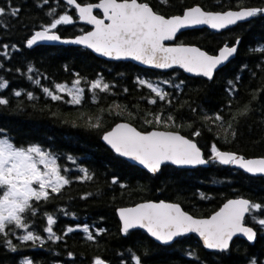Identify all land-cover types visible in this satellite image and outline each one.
I'll return each mask as SVG.
<instances>
[{"label":"trees","instance_id":"obj_1","mask_svg":"<svg viewBox=\"0 0 264 264\" xmlns=\"http://www.w3.org/2000/svg\"><path fill=\"white\" fill-rule=\"evenodd\" d=\"M97 1L77 0L81 4ZM138 1L148 3L164 16L182 14L186 8L195 5L208 11L238 9L240 2L168 0L164 5L159 0ZM242 6L261 8L264 0H242ZM53 7L57 18L67 12L74 20L73 24L60 25L55 30L62 37H72L90 29L79 22L74 8L61 0H49L48 4H43L42 0H0V8L6 12L10 8L20 9L16 17H2L6 26L0 27V50L3 45H8L10 51L13 45L17 49L12 51L10 58L0 57V78L8 82V86L0 90V97L10 101L7 106H0V129L4 130L0 135L8 136L17 147L36 144L56 154L61 169H69L62 174L73 182L61 193L52 194L48 202H33L36 216L26 214L30 230L42 237L43 245L33 247L32 242H27L16 252L0 245V264H20L25 257L33 264H94L97 258L104 264H135L131 259L133 253L141 258L142 264H249L253 258L258 264H264V230L251 217L247 216L245 223L256 229V242L249 244L236 238L227 253H220L205 251L193 235L179 237L170 245L156 243L142 230H131L123 235L116 213L117 208L150 200L178 203L198 217L209 216L224 202L237 197L264 205V176H251L231 165L209 159L213 144L218 150L245 158L264 157V53L251 51L264 46V15L221 32L199 28L178 35L176 43L196 45L210 54L223 45L236 44L239 39L236 57L209 81L188 76L177 68L162 72L128 61H106L82 47H27L30 36L51 22L53 17L47 13ZM29 66L35 71L28 73ZM77 74L82 80L80 86L85 89L80 105L67 103V96L53 101L42 92V87L51 89L56 83L70 86ZM29 75L40 79V85L30 81ZM101 78L110 85L109 90L89 91L90 83ZM138 78L159 85L168 95L160 100L147 87L140 86ZM229 81L235 88L231 94ZM16 90L22 91L20 97L13 95ZM28 92H32L35 99L28 100ZM149 99L156 103H148ZM115 105L121 107L118 109ZM245 106L250 110L246 115H240ZM81 114L83 119H80ZM156 114L165 120L169 115L173 116L181 127L165 128L145 123ZM216 114L223 120L215 121ZM97 116L101 117L102 127L88 128V118ZM206 116L210 119L206 120ZM120 121L129 122L144 132L151 129L180 132L197 143L209 165L193 169L164 165L157 174H150L116 155L102 142V134ZM197 130L201 134L193 137L192 133ZM68 156L76 163H71ZM78 167L88 169L94 178L85 182L76 180L82 175ZM113 177L119 183L112 184ZM89 193L92 195H87ZM84 196L87 198L82 199ZM46 213L56 219L53 230L63 239L56 242L47 239L44 232ZM254 215L264 218V210ZM85 224L89 226L93 240H87L86 234L79 230L63 235L67 227ZM99 229L104 231L96 235ZM16 231L17 235L22 234L20 230ZM8 238L13 244L20 243L15 236ZM190 252L195 256L190 257ZM69 253H72L71 257Z\"/></svg>","mask_w":264,"mask_h":264},{"label":"snow or ice","instance_id":"obj_2","mask_svg":"<svg viewBox=\"0 0 264 264\" xmlns=\"http://www.w3.org/2000/svg\"><path fill=\"white\" fill-rule=\"evenodd\" d=\"M64 2L68 7L75 8L79 21L93 27L91 31L84 32L74 39L63 40V43L82 45L95 53L114 60L131 59L157 69L179 67L185 72L194 73L197 76L207 78L209 81L213 79L215 70L229 61L237 52L238 49L235 45H225L219 49L217 55H209L195 46L184 44L167 46L165 41L174 40L177 33L182 29L207 26L210 29L220 31L237 24L239 21L264 15V7L245 8L242 6V0L237 4L239 10L235 11L212 12L194 6L185 9L182 15L168 18L155 12L148 3L138 2V0H98L97 3L84 5L78 3L77 0H64ZM159 2L164 5L168 4V0H159ZM42 3L48 4L49 0H42ZM94 9L102 11V18L93 14ZM19 11V8H10L6 12L4 8H0V27L6 26L2 17L5 15L16 17ZM47 15L53 17L51 22L48 25H42L41 30L36 31L27 40V47L31 48L42 41H61L62 38L55 30L60 25L74 23L73 17L67 12L60 14L57 18L55 7L51 8ZM239 42L237 39L236 44L238 45ZM16 50L14 45L11 46V51L8 45H3L2 50H0V57L10 58L12 51ZM251 51L264 53V46ZM34 71L32 66L27 68L28 73ZM27 78L35 85H40V79H34L31 75ZM81 83L82 80L77 74V78L71 82L70 86L66 83H56L51 89L42 87V92L53 101L63 100L64 96H67L69 97L67 103L80 105L85 91L80 86ZM137 83L147 87L160 100H164L168 95L157 84L139 78ZM164 83L169 82L165 81ZM228 84V91L231 94L235 88L232 81H229ZM7 86L8 82L0 78V90ZM173 86L180 87V85ZM109 87L110 85L104 83L101 78L92 81L88 90L93 93L97 90L107 92ZM13 95L20 97L22 91L16 90ZM27 99H35L34 94L28 92ZM93 102L95 103V97ZM9 103L8 98L0 97V106H7ZM148 103L155 104L156 100L149 99ZM17 107H19V103ZM120 107V105H115V108L119 109ZM249 110L245 106L240 115H246ZM83 118L84 115L81 114L80 119ZM205 119H210V117L206 116ZM214 120L220 122L223 117L216 114ZM145 123H155L157 126L163 125L165 128L169 126L181 127L175 123L174 117L171 115L165 120L160 114H156L153 119L146 120ZM73 124L75 126V122ZM86 126L90 129L102 127L101 117H89ZM188 127L191 125L189 124ZM231 127L232 125L229 124V128ZM3 132L4 130L0 129V133ZM200 134L198 130L192 133L193 137ZM232 135L235 138L236 133L233 132ZM102 140L116 154L136 161L153 174L157 173L161 165L165 163L178 166H195L209 162L203 157L194 140L180 135L179 132L151 131L142 133L129 124L121 123L117 124L111 131L105 132ZM67 159L73 164L76 163L72 156H68ZM209 159L222 165H235L252 175L264 176V157L246 159L235 153L220 151L213 144ZM77 170L82 174L76 177V180L80 182L91 181L94 178V175L86 168L78 167ZM62 171L67 172L69 169H61L56 154L36 144L17 147L8 136L0 135V245L11 252H16L27 242H32L33 247L37 244L43 245L42 237L30 230L31 225L26 219V214L36 216L37 209L33 202H48L52 194L61 193L66 186L73 182L62 174ZM111 183L117 184L119 181L113 177ZM120 186L125 187L123 184ZM201 198L206 197L202 196ZM261 210H264V205L251 202L248 199L237 198L228 200L219 211L207 219L194 218L184 212L178 204L163 201L159 203L146 202L137 204L135 207L120 208L118 215L123 234H127L130 229L141 228L146 230L156 241L167 245L177 237L196 233L202 239L205 249L227 253L234 237L241 236L249 242L255 241L257 231L252 227L245 226L246 216L251 217V220L258 224L261 230H264V218H258L257 215H254ZM45 216L47 224L44 227V232L47 233V239L52 242L63 239V236H58L53 230V225L56 223L54 216L47 213ZM16 230H20L22 234L17 235ZM78 230L86 234L87 240L94 239L87 224L82 227L69 226L63 235L66 236ZM103 231L104 229L97 230L96 235ZM9 235L15 236L20 243L13 244V241L8 238ZM188 255L190 257L195 256L191 252ZM71 256L72 253H69V257ZM131 259L135 264H142L141 258L134 253ZM20 264H33V261L25 257L21 259ZM94 264H104V261L97 258ZM249 264H258V261L253 258Z\"/></svg>","mask_w":264,"mask_h":264},{"label":"water","instance_id":"obj_3","mask_svg":"<svg viewBox=\"0 0 264 264\" xmlns=\"http://www.w3.org/2000/svg\"><path fill=\"white\" fill-rule=\"evenodd\" d=\"M61 1H63L64 2V0H61ZM98 2V1H97ZM97 2H94V3H97ZM138 2H140V1H138ZM65 3V2H64ZM145 3V2H144ZM81 4V3H80ZM81 5H84V4H81ZM150 6V5H149ZM195 6H198V5H195ZM151 7V6H150ZM192 7H194V6H192ZM199 7H201V6H199ZM74 8V7H73ZM152 8V7H151ZM189 8H191V7H189ZM202 8V7H201ZM153 9V8H152ZM186 9H188V8H186ZM74 10H75V8H74ZM154 10V9H153ZM202 10H204V11H208V10H205V9H203L202 8ZM228 10H233V11H235V10H239V9H228ZM228 10H225V11H228ZM184 12V11H183ZM212 12H223V11H212ZM75 13H76V11H75ZM99 13V14H98ZM93 14L94 15H97L99 18H102V16H103V13H102V11L101 10H99V9H94L93 10ZM183 14V13H182ZM182 14H179V15H182ZM76 15H77V17H78V14L76 13ZM173 16H175V15H173ZM166 18H168V17H171V16H165ZM252 18H249L248 20H246V21H239V22H237V24L238 23H243V22H247V21H249V20H251ZM80 23H82V24H85V25H87V26H89L90 27V29L88 30V31H91L92 30V27L93 26H91V25H88V24H86L85 22H82V21H79ZM236 25V24H235ZM235 25H231V26H229L228 28H225V29H222V30H220V31H216V30H213V29H210V28H208L207 26H197V27H193V28H186V29H182V30H180L178 33H177V35H176V37L174 38V40H172V41H165V44L167 45V46H175V45H179L180 43H176L175 41H176V39H177V37H178V35L179 34H181V33H183V32H185V31H188V30H192V29H199V28H207V29H209L210 31H213V32H221V31H224V30H226V29H229V28H231V27H233V26H235ZM39 30H41V29H39ZM39 30H36V31H39ZM35 31V32H36ZM34 32V33H35ZM87 32V31H86ZM33 33V34H34ZM61 38H62V40L61 41H42V42H38L36 45H34V46H32V47H36V46H39V45H52V46H73V47H82V48H85V49H88V48H86V47H84V46H82V45H76V44H71V43H63L62 41L63 40H71V39H74L76 36H79V35H82L83 33H81V34H78V35H75V36H72V37H62L58 32H56ZM32 34V35H33ZM31 35V36H32ZM31 36H30V38H31ZM29 38V39H30ZM184 45H187V46H195V47H198V46H196V45H190V44H184ZM236 47H237V49H238V46H239V44L237 45V44H234ZM225 45H223L222 47H224ZM228 46H233V45H228ZM222 47H220V48H222ZM198 48H200V47H198ZM219 48V49H220ZM202 51H204V52H206L207 54H209V55H217L218 53H219V49H218V51L216 52V53H214V54H210V53H208L207 51H205L204 49H202V48H200ZM89 51H91L95 56H97L98 58H101V59H103V60H106V61H128V62H131V63H133V64H135V65H137V66H139V67H142V68H146V69H152V70H157V71H162V72H167V71H169V70H171V69H175V68H177V69H180L182 72H184L186 75H188V76H191V77H201V76H197V75H195L194 73H188V72H185L183 69H181V68H179V67H173V68H169V69H157V68H153V67H150V66H148V65H143V64H141V63H139L138 61H133V60H131V59H121V60H114V59H111V58H109V57H105V56H102V55H100V54H98V53H95V52H93L91 49H88ZM236 54H237V52L233 55V57H231L230 59H229V61H227V62H225V64L224 65H222V66H219L218 67V69L217 70H215V72H214V75H215V73L219 70V69H221L222 67H224L227 63H229L231 60H233L235 57H236ZM204 78V77H203ZM207 79V78H206ZM121 123H126V124H129V125H131L132 127H135L138 131H140V132H142V133H147V132H151V131H171V132H176V131H172V130H164V129H151V130H149V131H141V130H139L136 126H134L133 124H131V123H129V122H126V121H120V122H118V123H116V124H114L113 126H112V128H114L117 124H121ZM112 128H110L108 131H111L112 130ZM108 131H106V132H108ZM105 133V132H104ZM103 133V134H104ZM103 134H102V136H103ZM179 134L180 135H183L182 133H180L179 132ZM183 136H185V135H183ZM186 138H189V137H187V136H185ZM189 139H191V138H189ZM101 140H102V137H101ZM102 142L104 143V141L102 140ZM195 142V141H194ZM196 143V142H195ZM105 144V143H104ZM197 144V143H196ZM106 145V144H105ZM108 148H110L108 145H106ZM198 146V145H197ZM199 147V146H198ZM200 148V147H199ZM111 149V148H110ZM112 150V149H111ZM200 150H201V153H202V155H203V157L205 158V156H204V152H203V150L200 148ZM220 151H223V150H220ZM114 152V151H113ZM223 152H230V151H223ZM115 153V152H114ZM231 153H233V152H231ZM116 154V153H115ZM236 154V153H235ZM116 155H118V154H116ZM237 155H239V154H237ZM119 156V155H118ZM241 156V155H240ZM121 157V156H120ZM122 158H124L125 160H127L128 162H130L131 164H133V165H135V166H137V167H139V168H141V169H143V170H146L147 172H148V170L147 169H145L142 165H140V164H138L136 161H133V160H131V159H129V158H127V157H122ZM245 158V157H244ZM255 158H262V157H250V158H246V159H255ZM206 160H208L207 158H205ZM209 161V160H208ZM214 161V160H213ZM217 162V161H216ZM164 165H172V166H175V167H178V168H188V169H193V168H196V167H207L208 165H209V162L208 163H206V164H204V165H195V166H190V165H185V166H178V165H173V164H171V163H165V164H163V165H161V168L164 166ZM225 166H227V165H225ZM233 168H235V169H238V170H241V171H243L244 172V170L243 169H240V168H238L237 166H235V165H231ZM161 168H160V170H161ZM160 170L158 171V172H160ZM157 172V173H158ZM150 173V172H149ZM157 173H155V174H157ZM246 173V172H245ZM150 174H153V173H150ZM247 174H249V173H247ZM249 175H251V176H262V175H252V174H249ZM237 198H244V199H247V198H245V197H237ZM237 198H232V199H237ZM230 200V199H229ZM249 200V199H248ZM161 201H163V202H165V203H171V204H178V203H174V202H168V201H164V200H159V201H153V200H150V201H143V202H139V203H137V204H140V203H146V202H152V203H159V202H161ZM228 201V200H227ZM226 201V202H227ZM249 201H251V200H249ZM226 202H224L221 206H220V208L226 203ZM137 204H135V205H132V206H124V207H120V208H129V207H135ZM180 207H181V209L184 211V212H186V213H188L189 215H191V216H193L194 218H197V219H207V218H209L210 216H212L215 212H217V211H219V209L218 210H216L215 212H213L212 214H210L209 216H204V217H198V216H194V215H192L191 213H189V212H187V211H185L183 208H182V206L180 205V204H178ZM120 208H117V210H116V213H117V216H118V218H119V215H118V209H120ZM247 217V216H246ZM119 221H120V218H119ZM245 226H248V227H252V226H250V225H248V224H246L245 223ZM121 227H122V224H121V221H120V230H121ZM255 231H256V229L254 228V227H252ZM131 230H142V231H144L153 241H155L156 243H158V244H160V245H165V244H161L160 242H158V241H156L153 237H151L147 232H146V230H144V229H141V228H134V229H130L129 231H131ZM123 234V233H122ZM123 235H125V234H123ZM188 235H193V236H195L199 241H200V243H201V245H202V247L204 248V246H203V241H202V239L196 234V233H188V234H186V235H184V236H188ZM184 236H181V237H184ZM179 237H177V238H175L172 242H170L169 244H167V245H170V244H172V243H174L177 239H178ZM236 238H241V239H243V240H245V241H247V239L245 238V237H241V236H237V237H234L233 238V240L230 242V247H231V245H232V242L236 239ZM256 240H257V237H256V239H255V241L254 242H249V241H247L249 244H254L255 242H256ZM204 250L205 251H207V252H218V251H216V250H209V249H205L204 248Z\"/></svg>","mask_w":264,"mask_h":264}]
</instances>
